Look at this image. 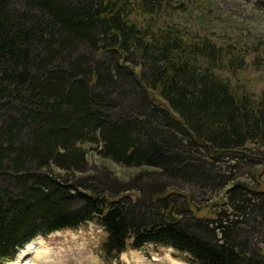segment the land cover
Listing matches in <instances>:
<instances>
[{"label":"trees","instance_id":"obj_1","mask_svg":"<svg viewBox=\"0 0 264 264\" xmlns=\"http://www.w3.org/2000/svg\"><path fill=\"white\" fill-rule=\"evenodd\" d=\"M174 1L0 0V264L87 223L112 261L152 244L187 264H264V150L255 182L234 174L264 146V91L232 86L221 73L246 57ZM86 144L141 170L92 172ZM187 188L221 191L223 208L197 216Z\"/></svg>","mask_w":264,"mask_h":264},{"label":"rangeland","instance_id":"obj_2","mask_svg":"<svg viewBox=\"0 0 264 264\" xmlns=\"http://www.w3.org/2000/svg\"><path fill=\"white\" fill-rule=\"evenodd\" d=\"M173 5L176 12L180 13V16L177 14L178 17H182L192 31L199 30L212 41L234 46L246 57L245 69L237 75L232 76L228 73L221 75L228 79L232 86L259 96L264 91V0H175ZM84 148L92 172L105 168L119 181L127 183L141 170L125 168L113 161L102 159L94 145L86 144ZM248 148L250 151L248 154L253 157L243 159L245 164L237 167L234 172L235 177L241 181H249L257 169L256 162L263 156L261 150H264V146L250 143ZM251 164H254V167ZM260 180H264V175H260ZM189 192L192 194L191 204L196 206L195 213L199 217L213 219L216 212L223 208L219 203L221 191L212 192L195 188ZM105 239L106 233L102 226L87 223L76 230L58 231L46 237L39 236L32 243L38 252L47 254L46 264L183 263L178 257L179 253L174 249L152 244L141 250H130L116 261L108 260L102 249ZM24 248L9 264L21 263L18 260L24 253ZM35 256L36 254H33L26 258L24 264H32Z\"/></svg>","mask_w":264,"mask_h":264},{"label":"bare ground","instance_id":"obj_3","mask_svg":"<svg viewBox=\"0 0 264 264\" xmlns=\"http://www.w3.org/2000/svg\"><path fill=\"white\" fill-rule=\"evenodd\" d=\"M32 242L29 246L27 245L26 249L24 248L25 249L24 253L19 257L18 261L21 262L20 264H24V260L26 258H28L29 256H31L33 254H36V256L32 259V261H34L32 264H46L47 257H48L47 254L38 252L36 247L35 248L33 247L34 243H32ZM16 264H18V263H16ZM28 264H31V263H28ZM177 264H184V263L177 262Z\"/></svg>","mask_w":264,"mask_h":264}]
</instances>
